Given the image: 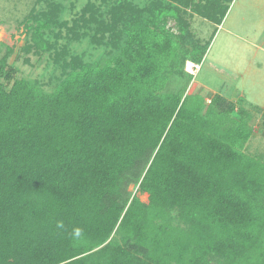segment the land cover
<instances>
[{
    "label": "trees",
    "instance_id": "1",
    "mask_svg": "<svg viewBox=\"0 0 264 264\" xmlns=\"http://www.w3.org/2000/svg\"><path fill=\"white\" fill-rule=\"evenodd\" d=\"M233 2L38 0L23 52L49 82L0 57V264H264L251 115L187 94L208 47L184 14L220 26Z\"/></svg>",
    "mask_w": 264,
    "mask_h": 264
},
{
    "label": "rangeland",
    "instance_id": "2",
    "mask_svg": "<svg viewBox=\"0 0 264 264\" xmlns=\"http://www.w3.org/2000/svg\"><path fill=\"white\" fill-rule=\"evenodd\" d=\"M89 1L77 0L78 7ZM130 1L144 8L155 0H113ZM199 3L200 0H195ZM38 0H0V57L12 50L9 65L17 70V78L42 79L49 82L53 66L47 55L39 58L34 53H24L30 42L27 19L38 6ZM190 24L186 46H210L200 64L198 72L193 70V80L187 94H200L208 102L220 95L234 103L236 112L245 111L251 115L250 125L253 137L246 152L254 157L264 158V0H234L221 26L208 24L197 15L184 14ZM167 29L179 34L176 22L170 20ZM73 52L87 56L93 53L87 39L71 42ZM261 48V49H260ZM263 48V49H262ZM28 60V62L26 61ZM186 72V71H185ZM187 81L178 77L172 88H187ZM135 191L134 187H130ZM142 202L148 203V194H138Z\"/></svg>",
    "mask_w": 264,
    "mask_h": 264
},
{
    "label": "clouds",
    "instance_id": "3",
    "mask_svg": "<svg viewBox=\"0 0 264 264\" xmlns=\"http://www.w3.org/2000/svg\"><path fill=\"white\" fill-rule=\"evenodd\" d=\"M193 66H198L199 68L197 70H195L196 72H198L200 70V64H196L194 62H191V61H187L186 62V65H185V71L191 75H193V70H191V67Z\"/></svg>",
    "mask_w": 264,
    "mask_h": 264
},
{
    "label": "crops",
    "instance_id": "4",
    "mask_svg": "<svg viewBox=\"0 0 264 264\" xmlns=\"http://www.w3.org/2000/svg\"><path fill=\"white\" fill-rule=\"evenodd\" d=\"M198 17H199V16H198ZM204 20H206V19H204ZM207 21H208V20H207ZM223 22H224V21H223ZM208 24H211V25H213V26L216 25L215 23H213V22H211V21H209ZM222 24H223V23H222ZM217 26H218V25H217ZM220 26H221V25H220ZM209 47H210V46H208V49H209ZM208 49H207V52H208ZM260 49H261V48H260ZM262 49H263V48H262ZM206 56H207V55H206ZM203 61H204V60H203Z\"/></svg>",
    "mask_w": 264,
    "mask_h": 264
},
{
    "label": "built area",
    "instance_id": "5",
    "mask_svg": "<svg viewBox=\"0 0 264 264\" xmlns=\"http://www.w3.org/2000/svg\"><path fill=\"white\" fill-rule=\"evenodd\" d=\"M198 68H199L198 66H193V67H191V70H194V69L197 70Z\"/></svg>",
    "mask_w": 264,
    "mask_h": 264
}]
</instances>
